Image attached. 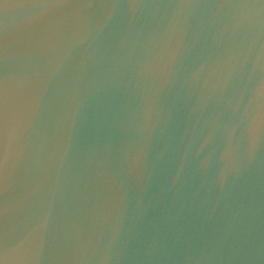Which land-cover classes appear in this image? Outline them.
Here are the masks:
<instances>
[{"label": "water", "instance_id": "1", "mask_svg": "<svg viewBox=\"0 0 264 264\" xmlns=\"http://www.w3.org/2000/svg\"><path fill=\"white\" fill-rule=\"evenodd\" d=\"M0 264H264V0H0Z\"/></svg>", "mask_w": 264, "mask_h": 264}]
</instances>
